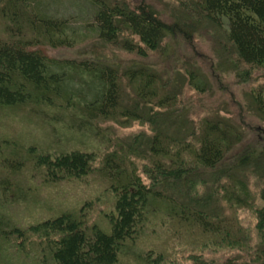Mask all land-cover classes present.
Here are the masks:
<instances>
[{"label": "trees", "instance_id": "trees-1", "mask_svg": "<svg viewBox=\"0 0 264 264\" xmlns=\"http://www.w3.org/2000/svg\"><path fill=\"white\" fill-rule=\"evenodd\" d=\"M65 1L77 11L72 18L58 14ZM196 4L208 21L225 26L238 67L264 71V0ZM84 17L77 26L75 19ZM179 30L176 22L163 21L147 4L130 8L123 1L0 0V110L20 113L50 131L54 147L17 149L0 140V263L167 264L169 258L145 248L143 239L148 231L174 223L211 240L216 250L243 254L240 264H264V150L245 145L242 131L211 117L189 121L188 116H173L180 91L170 92L146 61L155 53L166 56L162 44ZM90 41L109 45L129 59L125 65L103 56L57 59L38 49L73 48ZM249 75L247 70L240 74L244 81ZM186 77L194 91H205L195 70H187ZM247 97L264 121V85L251 89ZM181 118L190 126L182 138L156 126H178ZM136 121L147 124L150 134L138 136L135 145H118L101 158L100 152L82 145L64 147L56 141L61 130L66 140L70 134L102 143L99 124L128 126ZM94 177L104 187L101 196L78 208L57 213L50 206L46 218L25 228L3 215L6 208L44 203L41 189L90 179L96 186ZM202 177H209L214 186L206 196L198 190ZM250 178L257 180V193L250 191ZM246 209L255 222L244 229L236 221L237 212ZM207 248L208 243L198 252ZM189 261L236 264L234 258L214 262L201 254Z\"/></svg>", "mask_w": 264, "mask_h": 264}, {"label": "rangeland", "instance_id": "rangeland-1", "mask_svg": "<svg viewBox=\"0 0 264 264\" xmlns=\"http://www.w3.org/2000/svg\"><path fill=\"white\" fill-rule=\"evenodd\" d=\"M106 1L117 3L123 1L130 8L140 4L150 5L163 21L170 24L176 22L180 26L183 33L179 30L178 35L166 39L162 44L166 56L155 53L146 60L152 70L160 74L163 83L167 85L170 92L177 94L180 91L174 109L175 115L173 116H184V118L188 116L189 121H194L200 117H211L222 125L235 126L242 131L245 145L255 148L257 152L264 150V121L253 112V107L247 97L251 89L264 85V71L251 70V68L240 65L238 67L235 64L237 62L236 55L232 45L225 37L223 30L225 26H217L208 21L200 12L198 13L196 10L198 0ZM70 5L72 4H68L67 1L63 2L57 9L58 14L72 18L75 12L77 14V11ZM84 19L87 18L75 19L77 26L82 23L80 20ZM38 49L46 56L57 59L103 56L108 60L123 62L122 65H125V61L129 59V56L123 55L109 45L104 46L98 41H90L73 48L52 49L40 47ZM187 70H195L198 77L204 80V92L197 93L188 85ZM245 70L250 71V79L247 81L242 80L240 76ZM22 116L24 115L20 113L0 110V140H7L17 149L21 146L28 147L31 145L45 150L54 148L50 147V143H53L50 131L31 123L26 117ZM185 120L181 118L178 126L173 125L170 127V122H160L156 126L174 137L182 138L189 133L190 128ZM64 133L61 130L57 132L58 138L56 141L60 146L78 147L82 145L80 147L87 150L100 152L101 158L106 151L113 150L118 145H135L138 142L137 137L146 138L150 134V130L147 124L137 121L128 126H121L112 122L101 123L98 127V133L102 143L92 141V139L82 140L77 135L70 134H68L69 138L66 140L62 137ZM239 151L240 148L231 153L226 163H231ZM143 165L144 162L138 163L139 169H143ZM29 175H31L30 169L27 170V176ZM141 175L145 181L144 174L141 173ZM94 180L98 181L96 177H94ZM201 180L203 186H198V190L206 196L214 186L209 177H202ZM87 181L86 183L71 181L44 188V190L41 189L39 198L44 200V203H40V201L30 202L29 204L6 208L3 215L10 217L14 224L25 228L29 223L40 222V220L46 218L50 214L47 211L50 206L56 207L57 213L78 208L82 203L91 202L99 195L101 196L104 190L101 182L98 181L99 184L94 186L91 179ZM256 181L254 178H250L248 181L250 191L254 193H257L260 189ZM34 185L35 188L40 187ZM96 207L99 210L106 209L101 207L100 204H96ZM237 214L238 219L236 222L242 228H252L255 218H253L250 210H239ZM91 217L92 220H97L96 214H92ZM180 228H183V231L177 232ZM154 230L153 232L148 231V236L143 239V244L145 243L143 246L162 251L170 260L167 264H190L189 260L195 254H201L202 258L212 261H224L227 257L234 258L236 264H240L242 258H245L243 254L228 249L216 250L213 248V244L210 243L211 240L207 241L204 236L197 232L194 234L186 232V227L183 224L173 223L165 230L157 228H154ZM206 243H208V248L201 249V253L198 252ZM27 250V253L31 252L29 247H27ZM0 262H3V260L0 259ZM16 263L21 264V261L17 260ZM4 264L15 263L14 261H7Z\"/></svg>", "mask_w": 264, "mask_h": 264}]
</instances>
